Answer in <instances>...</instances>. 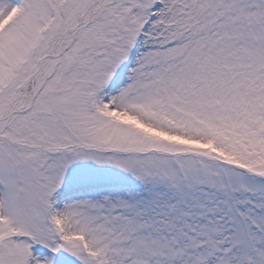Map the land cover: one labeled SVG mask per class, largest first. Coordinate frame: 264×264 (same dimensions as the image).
<instances>
[{"label": "snow or ice", "instance_id": "snow-or-ice-1", "mask_svg": "<svg viewBox=\"0 0 264 264\" xmlns=\"http://www.w3.org/2000/svg\"><path fill=\"white\" fill-rule=\"evenodd\" d=\"M0 264H264V0H0Z\"/></svg>", "mask_w": 264, "mask_h": 264}]
</instances>
